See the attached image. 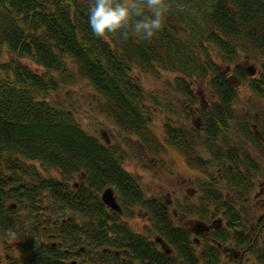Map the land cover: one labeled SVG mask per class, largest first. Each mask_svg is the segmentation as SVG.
Segmentation results:
<instances>
[{
  "label": "trees",
  "instance_id": "1",
  "mask_svg": "<svg viewBox=\"0 0 264 264\" xmlns=\"http://www.w3.org/2000/svg\"><path fill=\"white\" fill-rule=\"evenodd\" d=\"M92 2L0 0V238L9 232L19 236L18 254L5 264H65L75 254L85 258L84 264H118L121 258L141 264H222L221 249L229 241L246 252L252 264H264V238L246 230L245 216L231 202L232 197L239 199L238 192L251 190L258 166L242 144L221 142L235 118L237 94L217 65L210 68L217 102L201 111V125L182 128L167 122L163 133L164 144L176 148L187 166L208 174L204 181L198 179L206 197L200 209L191 204L181 211L197 215L199 222L217 216L225 221L210 235L211 241H204L199 256L168 207L145 198L135 177L125 171L127 151L86 133L71 108L51 99L77 79L86 81L100 97V113L121 134L136 137L146 152L157 153L164 144L150 129L152 109L145 104L133 68L155 74L176 71L178 93L193 102L188 81L208 71L199 55L206 31V41L234 65V78L255 95L262 94L264 0H169L163 27L151 39L125 35L123 30L97 36L88 23ZM195 13L206 29L199 36L191 28ZM240 55L257 58L256 78L239 68ZM244 134L256 140L251 132ZM53 170L57 177L51 175ZM76 176L82 181L77 188L72 184ZM107 187L115 189L124 209H145L150 224L146 230L163 239L173 255L158 251L154 242L102 203ZM240 206L247 208L246 203Z\"/></svg>",
  "mask_w": 264,
  "mask_h": 264
},
{
  "label": "rangeland",
  "instance_id": "2",
  "mask_svg": "<svg viewBox=\"0 0 264 264\" xmlns=\"http://www.w3.org/2000/svg\"><path fill=\"white\" fill-rule=\"evenodd\" d=\"M191 18V28H193L194 34L199 36V34L206 30L205 26L200 20L199 15L197 16V13ZM207 33L205 31L204 35L200 38L205 48L201 49L202 51L200 50L199 55H201L202 60H206L208 71L205 74L196 73L194 74L195 77L191 81H188L190 83V92L195 97L193 102L184 99L178 93L177 85L174 81L179 76L176 71L161 69L155 74L133 68V72L131 73L144 89L145 104L152 109L153 115L150 129L158 141L163 144L164 125L167 122L175 127H198L201 125V111L210 109L217 102L216 93L210 84V68L213 69L217 65L220 70L225 72L227 79L232 81L237 94L232 109L234 110L235 118L231 127L230 122L228 123L226 130L229 134L228 137H224L225 139H222L221 142H227V144L234 147L242 144L244 151L250 154L258 166L255 168L256 172L252 174L253 176L250 181L252 182L251 190L247 194H244L245 192L242 193V191L238 192L239 199H235L234 197L231 199V202L236 204L240 212H242L241 214L245 216L246 229H250V226L255 227V223L264 219V92L255 95L247 88V85L244 86V84L234 78V65H229V63L224 61L218 48L206 41L205 37H207ZM23 62L31 69L41 72V69L34 67V64L30 61ZM238 62L239 68L248 78H256L258 76L260 66L256 57L247 58L240 55ZM251 69H255L254 75ZM51 99L62 103L64 107L71 108L81 128L89 135L101 141L106 138L109 143L111 142V145H121L127 151V158L123 167L125 171L135 177L145 198L158 200L168 206L174 223L178 224V227L180 226L188 230L191 233L190 238L196 244H202L201 237L198 234H194V232L199 228L200 222L202 224L204 222L202 220L199 222L197 215L185 214L181 209L189 208L188 206L191 204L192 206L194 205L193 208L200 209L204 202L202 198L206 200V197L200 185H198L200 184L198 179L204 181L208 178V174L187 166L183 155L172 146L164 144L159 152L149 153L139 146L136 137L121 134L111 119L100 113L98 109L100 97L95 93L91 85L82 79H77L74 85L62 87L58 94L51 96ZM244 130L254 134L256 140L253 139V141L251 135L245 136ZM221 150L222 154L226 156L225 150L223 148ZM205 156L208 159L211 157L208 153ZM214 164L212 162L211 170L214 169ZM50 173L53 177L59 175L54 170ZM218 181L220 189L225 194L224 182L220 179ZM81 182V178L77 176L72 180L75 188L79 187ZM186 198L190 201H187ZM240 203H246L247 208L240 206ZM121 207L124 212L122 220L129 223L132 230L147 234L150 238H155V234L146 230L150 227V224L144 208L140 207L139 209L138 207H134L126 212L122 204ZM212 210L213 207L212 209L208 208V213L204 218H209V212ZM129 213L135 214V217H129ZM217 220L221 226H225V221L222 217H214L212 221ZM208 225L210 226L209 223ZM18 244L19 236L15 232H9L0 238V264H5L9 256L18 254ZM236 252L238 250L232 248L230 252L224 253L222 264H252V260L247 257L249 256L248 254L243 256L242 254L238 255L242 259L235 263L234 255ZM71 258L75 262L81 259L76 257V255L71 256Z\"/></svg>",
  "mask_w": 264,
  "mask_h": 264
},
{
  "label": "clouds",
  "instance_id": "3",
  "mask_svg": "<svg viewBox=\"0 0 264 264\" xmlns=\"http://www.w3.org/2000/svg\"><path fill=\"white\" fill-rule=\"evenodd\" d=\"M170 9L169 0H93L88 23L97 36L117 33L151 39L161 28Z\"/></svg>",
  "mask_w": 264,
  "mask_h": 264
},
{
  "label": "flooded vegetation",
  "instance_id": "4",
  "mask_svg": "<svg viewBox=\"0 0 264 264\" xmlns=\"http://www.w3.org/2000/svg\"><path fill=\"white\" fill-rule=\"evenodd\" d=\"M119 202V201H118ZM121 202V201H120ZM119 202V204H120V206H121V204L122 203H120ZM123 206V205H122ZM135 206H133V207H131V208H134ZM136 207H138L139 209H140V207L139 206H137L136 205ZM135 207V208H136ZM168 207V206H167ZM122 208V207H121ZM130 208V209H131ZM128 210H126V212L127 211H130V209L129 208H127ZM122 211H123V209H122ZM169 211V210H168ZM146 213V212H145ZM264 213V212H263ZM130 214V213H129ZM169 214H170V212H169ZM124 215V212H123V214L122 215H120V216H123ZM134 215V217H135V214H133ZM147 216V215H146ZM184 216V215H183ZM213 217V216H212ZM131 218H133V217H131ZM214 218V217H213ZM213 218H211V221L209 222V224H210V226L208 225V223H205V224H199V228L194 232V234H198L199 235V237H201V239H202V244L204 243V241L206 240H208V241H211L212 239H211V234L212 233H214L215 231H219L221 228H223V226H221L220 224H219V221L217 220V221H212V219ZM245 223H246V220H245ZM244 223V224H245ZM129 224V223H128ZM256 225H255V227L253 226H250V229H246V230H249V233H250V230L252 231L251 233L252 234H254V233H258L259 235H260V237H262L263 235H264V226L263 227H261V228H258V226L260 225V224H262V225H264V219H262L261 221H259L258 223H255ZM130 225V224H129ZM178 225V224H177ZM131 226V225H130ZM246 226V225H245ZM180 227V226H179ZM181 228H183V227H181ZM184 230H186L185 228H183ZM135 231V230H134ZM187 232H188V234H189V238H190V236H191V233L188 231V230H186ZM136 233H138V234H140V235H142V236H144V237H146L147 239H149L150 241H152V242H154L155 243V246H153V247H155L158 251H160V252H162V253H164V254H166V255H173V252H174V250H172V249H170V247L166 244V242L163 240V239H161L159 236H155V238H150L149 237V235L147 236V234H144V233H142V232H138V231H135ZM263 234V235H262ZM245 235H247V234H245ZM156 238H159V239H161L165 244H166V246L170 249V251L169 252H166L164 249H163V247H162V245L159 243V241H156ZM264 238V237H263ZM191 240H193L192 238H190ZM193 242H194V248H195V252H196V255H200V253H201V250H202V244L201 245H198V244H196V242L193 240ZM227 245V246H226ZM232 245H233V243H232ZM232 245H230V241L229 242H227L226 244H225V246L223 245V247H222V249H221V252H222V256L224 255V253H228V251L230 252L231 251V249L233 248V249H235V247L234 246H232ZM232 246V247H231ZM224 247H227V248H224ZM84 249L82 248V249H80V250H78V252H82ZM238 250V252H236V254L234 255V260H235V263L236 262H239V261H241V259H242V257L241 258H239V256L238 255H241L242 254V256L243 255H247V253L246 252H242V250H240V249H237ZM65 252H66V254L67 253H69V251H68V249H66L65 250ZM79 254H81V253H79ZM76 255V254H75ZM75 255H73V256H75ZM72 256V255H71ZM71 256H70V259L68 258V260L66 261V263L65 264H80V263H82V264H84L85 263V258H83L82 256H78V255H76V257H79V258H81L80 259V261H77L76 260V262L74 261V260H72V258H71ZM248 257V256H247ZM79 258H77V259H79ZM222 258V257H221ZM249 259V258H248ZM229 260H230V258H229ZM118 264H141L139 261H134V260H132L131 262H129V261H127L125 258H121L120 260H118Z\"/></svg>",
  "mask_w": 264,
  "mask_h": 264
},
{
  "label": "water",
  "instance_id": "5",
  "mask_svg": "<svg viewBox=\"0 0 264 264\" xmlns=\"http://www.w3.org/2000/svg\"><path fill=\"white\" fill-rule=\"evenodd\" d=\"M255 73V69L252 70V74ZM106 142H108V140L106 139ZM115 195H114V190L109 187V188H105V190L102 192L101 194V200L103 202L104 205H106L107 207H109L111 210H114L116 212H118L119 214L122 213V210L120 208V206L117 203V200L115 199ZM156 241H159V243L162 245L163 249L166 252H169L170 249L166 246V244L159 238H156Z\"/></svg>",
  "mask_w": 264,
  "mask_h": 264
}]
</instances>
